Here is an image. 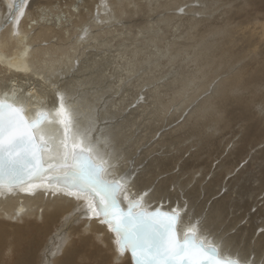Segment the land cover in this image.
Here are the masks:
<instances>
[{
    "label": "bare ground",
    "instance_id": "6f19581e",
    "mask_svg": "<svg viewBox=\"0 0 264 264\" xmlns=\"http://www.w3.org/2000/svg\"><path fill=\"white\" fill-rule=\"evenodd\" d=\"M13 2L0 99L48 112L52 146L63 102L121 201L179 208L180 234L197 225L220 255L264 264V0H27L9 21ZM116 240L86 197L0 190V264H131Z\"/></svg>",
    "mask_w": 264,
    "mask_h": 264
},
{
    "label": "snow or ice",
    "instance_id": "6c2138e0",
    "mask_svg": "<svg viewBox=\"0 0 264 264\" xmlns=\"http://www.w3.org/2000/svg\"><path fill=\"white\" fill-rule=\"evenodd\" d=\"M26 3L27 0H14L8 20L14 19L16 12L23 14ZM57 111L59 122L65 126L62 159L45 167L42 153L50 151V147L43 132L39 139L35 133L48 119L47 115L40 114L30 122L22 107L0 100V189L25 185L31 188L43 182L57 184L69 195L88 197L92 212L103 217L102 222L115 233L118 253L130 254L133 264H247L231 255L222 258L217 247H205L202 241L198 242L197 225L189 227L183 239H179V208L170 212L161 208L143 210V196L128 202L126 210L121 208L117 194L125 185L119 180L109 183L101 178L104 162H94L93 148L85 145L82 136L71 142V114L63 102ZM53 172L63 175H50ZM45 176L48 179L42 181Z\"/></svg>",
    "mask_w": 264,
    "mask_h": 264
},
{
    "label": "water",
    "instance_id": "95a60500",
    "mask_svg": "<svg viewBox=\"0 0 264 264\" xmlns=\"http://www.w3.org/2000/svg\"><path fill=\"white\" fill-rule=\"evenodd\" d=\"M1 100V99H0ZM3 100V99H2ZM8 102V101H7ZM60 106L61 105H58V107H56V109H55V112H57V115H58V109L60 108ZM40 114H45V115H47V117H48V119H46L44 122H43V124L41 125V128L44 126V125H46L47 123H51V115L48 113V112H46V111H37L36 113H35V115H34V117L32 118V119H28L26 116H25V118L28 120V121H33V120H35L36 118H37V116L38 115H40ZM24 115H25V113H24ZM58 118H57V121H58V123L60 124V127H61V138H57L56 139V145H54V146H52L51 145V143L49 142V141H47V139H46V137H45V139H46V141H47V144L49 145V147H50V151H45L44 153H42V163H43V165L45 166V167H47L49 164H58V163H60V161H61V159H62V154L60 155V157L57 159V160H55V159H52V161H46V159H44V155H46V154H49V153H51V151L53 150V148H58L59 150L61 149V150H63V139H64V134H65V126L63 125V124H61L59 121H60V119H61V117L58 115L57 116ZM41 128H40V130H41ZM70 129H71V125H70ZM40 130H38L35 134H36V137H37V139H39V136H40ZM69 135H70V137H71V142H75V140L73 139V133H72V131L70 130V132H69ZM54 144V143H53ZM59 147H61V148H59ZM92 155V154H91ZM50 157H52V156H50ZM93 157V156H92ZM93 160H94V162H96V163H101L102 161H96V159H94V157H93ZM104 167H106V165L104 164ZM50 175H63V172H53V173H50ZM101 178L103 179V180H105L106 182H109V183H111V182H114V181H117V180H114V181H109L107 178H105L104 177V173H102V176H101ZM48 179V176H45V177H42L41 178V180L42 181H45V180H47ZM120 181V180H119ZM122 182V181H121ZM123 183V182H122ZM38 186H42V187H44V188H48V189H53V190H58V191H64L65 193H67V194H69L68 193V191L66 190V189H64V188H62V187H60L59 185H57V184H51V185H49V184H47V183H43V182H41V183H37V184H35V185H33L31 188H36V187H38ZM22 188H29L27 185H25V186H23V187H17V188H11V189H22ZM11 189H8V188H5V189H0V190H11ZM122 192V191H121ZM121 192L120 193H118L117 194V200H118V202H119V204H120V206H121V208H123V209H125L126 210V208H127V203L128 202H130V201H135V200H137V199H140V198H137V199H135V200H129L128 198H127V200L124 198V200H120V195H121ZM86 197V196H85ZM86 199L89 201V199H88V197H86ZM89 203H90V201H89ZM142 207H143V210H147V211H153V210H155L156 208H161V207H155V208H153V209H147L146 207H144L143 206V204H142ZM162 209V208H161ZM174 209V208H173ZM163 210V209H162ZM172 210V209H171ZM171 210H169V212L171 211ZM92 211V210H91ZM164 211H168V210H164ZM93 213V215L95 216V217H97V218H100L101 219V221L103 220V217H101V216H97L94 212H92ZM104 224H106V225H108L107 223H104ZM109 226V225H108ZM188 230V228L187 229H185L181 234L178 232V226H177V233H178V238L179 239H183V236H184V233L186 232ZM114 233V232H113ZM115 234V233H114ZM197 237V236H196ZM197 241L198 242H201L202 241V239H200V238H197ZM203 242V241H202ZM204 243V242H203ZM204 245H205V247H209V246H215V245H212V244H205L204 243ZM216 247V246H215ZM218 249V248H217ZM129 256H130V254H129ZM221 257L222 258H226L227 256H222L221 255ZM130 260H131V264H133V261H132V258H131V256H130Z\"/></svg>",
    "mask_w": 264,
    "mask_h": 264
},
{
    "label": "rangeland",
    "instance_id": "374dc122",
    "mask_svg": "<svg viewBox=\"0 0 264 264\" xmlns=\"http://www.w3.org/2000/svg\"><path fill=\"white\" fill-rule=\"evenodd\" d=\"M261 117H262V116H261ZM261 119H262V122H263V124H264V121H263V120H264V117H262ZM242 124H243V123H242V122H239V121L234 122V123L232 124V126H233V130H234V131L239 130V128H240V126H241ZM221 134H224V132H220V133H218L217 136H219V135H221ZM224 136H225V138H224ZM224 136L220 138V141H223V142H222V146H223V148H224L225 150H226V149L228 150V149L230 148V145H229V144H225V142H226L228 139H231V138H232V137H231V136H232V133L229 132V130H226ZM237 137H240V136H237ZM237 137H236V138H237ZM236 138H233V139L236 140ZM233 139H232L231 141H233ZM237 139H238V138H237ZM235 140H234V141H235ZM234 141H233V142H234ZM188 143H190V139H189L188 141H186L185 143H183V144L186 145V144H188ZM168 147H170V146H168ZM168 149H169V148H168ZM170 150L173 151V150H174V146H172V148H170ZM156 152H157V151H156ZM156 152H155V153H156ZM187 156H188V155H187ZM213 159H216V157L213 158ZM206 170H207V169H206ZM200 175H201V172H200V174H199L198 176H200ZM208 176H209V175H208Z\"/></svg>",
    "mask_w": 264,
    "mask_h": 264
}]
</instances>
